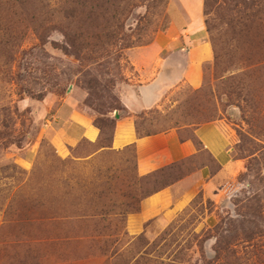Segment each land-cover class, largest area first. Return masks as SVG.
<instances>
[{
  "label": "rangeland",
  "instance_id": "obj_1",
  "mask_svg": "<svg viewBox=\"0 0 264 264\" xmlns=\"http://www.w3.org/2000/svg\"><path fill=\"white\" fill-rule=\"evenodd\" d=\"M212 3L206 14L205 0H0V264H264V0ZM182 11L202 13L208 40L230 56L205 67L200 94L184 84L169 94L161 112L174 119L137 127L215 115L238 167L219 178L222 200L200 191L170 219L143 220L158 171L141 177L133 147L102 149L113 129L60 152L58 126L72 102L94 123L128 116L119 90L153 77L138 52L178 28ZM194 130L173 132L198 149L170 165L175 176L218 175Z\"/></svg>",
  "mask_w": 264,
  "mask_h": 264
},
{
  "label": "crops",
  "instance_id": "obj_2",
  "mask_svg": "<svg viewBox=\"0 0 264 264\" xmlns=\"http://www.w3.org/2000/svg\"><path fill=\"white\" fill-rule=\"evenodd\" d=\"M201 15L199 19L193 20L182 11L178 28L172 23L168 33L158 38L151 47L138 52V56L144 57L146 63H153L150 71L153 77L119 90L120 100L128 116L116 114L112 149L122 151L127 147H134L137 170L141 177L149 176L198 153L194 144L182 143L175 131L140 137L137 133V119L139 114L154 109L163 112L162 109L169 102V94L181 84L194 90L203 86L204 70L214 61V49L207 38ZM158 53L161 55L157 59ZM62 115L56 142L60 152H65L66 148L76 146L82 140L96 143L100 139V129L91 117L78 111L76 103L72 102L65 107ZM194 133L202 144V151L212 155L218 163L220 173L214 176L209 168L204 167L201 171L143 199L140 212L143 220L170 219L186 208L200 191L209 199L222 200L224 191L221 186L224 184L219 178L223 173L232 174V170L238 167L234 161L231 143L215 123L201 125Z\"/></svg>",
  "mask_w": 264,
  "mask_h": 264
},
{
  "label": "trees",
  "instance_id": "obj_3",
  "mask_svg": "<svg viewBox=\"0 0 264 264\" xmlns=\"http://www.w3.org/2000/svg\"><path fill=\"white\" fill-rule=\"evenodd\" d=\"M213 8V3H212V0H205V9H206V14H207V11L209 9ZM208 23V21H207ZM208 31H210V27H209V24H208ZM212 46H213V49H214V60H215V66L216 68L221 66V64L223 63H226L225 62V56L227 57L230 56V51H229V54H228V51L226 49L225 53L223 52V48L222 49H219L218 48V44L216 42V40L214 38H212ZM128 47H126L127 49ZM230 59V58H229ZM231 61V62H230ZM228 62L232 63V60H228ZM229 64V63H228ZM201 90L197 89V90H194L193 93L194 94H200ZM172 114H176L175 112H173ZM152 115H156V117L153 118ZM148 116L152 117V120L156 119V118H159L162 115V112L158 109H154L148 113H144L142 115L139 116V119H143V120H151L149 118H147ZM159 116V117H158ZM172 115H166V116H163L164 117V120L166 122L168 121H171L172 119H174L173 117H171ZM201 118L195 122H190L187 117L185 116H179L178 118H176V121L175 123L173 124V126H171L169 129H165L164 131H160V132H151V131H146L144 134H141L139 132V129L141 127H137V133L140 137H147V136H153V135H158V134H162V133H168L170 131H177L180 132L182 130H190L192 128H194L195 130L201 126V125H204V124H208V123H215L216 126L222 131V133L227 137V139L230 141L231 143V134H230V131L228 128H226L227 126H224L222 123H221V119L216 117L215 115H202L200 116ZM96 125V127H98V129H100L101 131V134H103L102 131H104L105 129H113V135H112V138L111 140L109 139V137L104 141L102 142V149H112V142H113V138H114V129H115V122L113 123H110V122H107V121H104V120H99V121H96V123H94ZM198 145L202 146L201 142L199 140L196 139L195 135L192 137ZM134 148V147H133ZM198 150V149H197ZM202 150V149H201ZM200 150V151H201ZM173 165V164H172ZM171 165V166H172ZM168 169V168H164V169H161L159 170L157 173L160 177H162L163 179L162 180H159L157 178L153 179V180H150V184L153 185V186H160V188L158 187H154V193H152L151 195H154L156 194L157 192L173 185L174 183L178 182L179 180H181V178L178 176L176 177L175 174H177V170L175 167H171ZM167 169L169 171H167ZM176 171V172H175ZM166 176L168 177V179L170 180H165ZM150 195V196H151Z\"/></svg>",
  "mask_w": 264,
  "mask_h": 264
}]
</instances>
